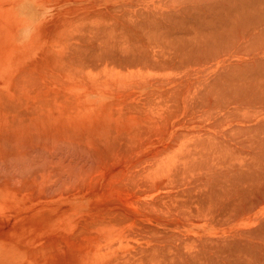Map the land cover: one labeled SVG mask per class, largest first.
Here are the masks:
<instances>
[{
    "label": "bare ground",
    "instance_id": "1",
    "mask_svg": "<svg viewBox=\"0 0 264 264\" xmlns=\"http://www.w3.org/2000/svg\"><path fill=\"white\" fill-rule=\"evenodd\" d=\"M76 1L90 3L64 12L69 18L57 15L51 27L41 8L49 1L0 0V30L14 27L15 34L8 58L0 61V95L18 88L20 77L37 73L40 79L32 87L36 99L20 109L22 119L17 118L22 137L34 147L29 145L27 152L25 141L22 151L18 139L5 138L4 127L20 124H8L0 115V169H17L26 152V162L32 153H45L43 159L65 170L61 179L72 180L71 187L62 188L64 195H76L75 189L85 187L82 176L89 177L91 157L101 161L107 153L117 156L111 158L114 166L109 156L104 160L113 182L104 187L112 186L121 196L110 189L118 199L103 198L104 203L91 206L94 213L81 223L87 235L71 238L75 244L69 237L63 249L54 241L57 248L61 245L54 247L59 258L45 261L43 255L36 263L264 264V0ZM64 76L66 84L60 79ZM56 82L74 92L80 107L61 106L62 100L54 105L50 97ZM103 97L109 101L92 103ZM164 108L171 110L174 121L153 143H164L156 151L165 154L156 166L163 171L136 172L133 162V173L124 174L127 162L122 160L132 159L128 153L136 142L127 139L125 129L134 126L135 134L140 133L143 119ZM108 115L117 116L116 133L105 132L101 120ZM34 159L41 163L33 166L49 169L36 154ZM116 162L122 169L112 174ZM33 166H25L18 177L30 169L34 174ZM100 166L96 173L92 167V176L99 178L91 176L93 180H100ZM49 172L37 180L45 177L39 181L46 184ZM54 176L49 180L61 183ZM95 181L89 184L92 190L98 188ZM42 185L39 191L48 183ZM33 186L28 191L37 190Z\"/></svg>",
    "mask_w": 264,
    "mask_h": 264
},
{
    "label": "rangeland",
    "instance_id": "2",
    "mask_svg": "<svg viewBox=\"0 0 264 264\" xmlns=\"http://www.w3.org/2000/svg\"><path fill=\"white\" fill-rule=\"evenodd\" d=\"M47 1H49L50 3L46 4L45 6H43L41 8L43 9V12H44V15H43L44 18H46V21L48 22V24L51 27H53L55 19L57 18V15H60L62 17L61 19L69 18L70 16L64 15V12H70L71 9L81 8V7H84L90 3V1H88V3H86V2L76 1V0H47ZM3 8H4V6L0 7V10H2ZM60 12H62V14H58ZM13 28L14 27L9 28L7 26L6 29L0 30V61L6 60L8 58V53L10 52V49L12 48L13 38L15 35L14 31L12 30ZM152 73H150L152 76L159 75V73H156V72H152ZM17 77H19V76H17ZM60 77H54V78H60ZM54 78H52V79H54ZM213 78H215V77H213ZM20 79L19 80L17 79V81H16L18 88H16L15 90L12 89L10 91H7V90L2 91L3 94L0 95V108H3V113H0V115L5 116V118L3 120H7L8 124H20V127H18V128L12 127L13 129H11V127H10V129H6V127H4L5 132H3V131L2 132H3V135L5 136V138L18 139L17 144H19L20 149L22 151H24L23 150L24 146L26 147V145H27V147L25 148V150H27L29 145H30L29 146V148H30V147H34V144L31 146V144L33 142L32 143L28 142L29 140L27 141L26 138L22 137L24 134L23 129L21 127L22 123H20V121L17 118L20 117V119H22L20 109H22L23 107H26L27 103L31 99H36L35 95L37 93H35V91H33V89H35V88H32V87L34 84L39 82L40 79H39V75L37 73H30L26 77V79H23V77H20ZM60 79H63V80H61L62 83H64L63 81H66L68 83L67 77L64 76ZM25 83H28V85H29V87L27 89H24L22 87V85ZM64 84H66V83H64ZM54 85L55 86L52 89L53 95H52V97H50V100L55 102L54 105L58 106V103L62 100L61 106H63L65 104V106H79L80 107L79 98L78 99L75 98L74 92L72 90H69V89L64 90L62 87L59 88L58 86H56V85H60L59 82H56V84H54ZM83 92L85 94H87L86 90H84ZM70 96H73L72 99L69 98ZM65 99H67V103L65 102ZM96 100L98 102H100V103H97V105L102 104L103 101H106V100L109 101V99H105L103 97V98L94 99L92 101V103H95ZM16 108H18L19 110L15 111L14 109H16ZM169 112H171V110L164 108V110L162 112L158 110L155 113H153L155 115L150 114L148 118L143 119L144 124H142V127H144V128L138 134H135L136 127H134V126H128L125 129V131H127L125 133V136H128L127 139H133L132 141L136 140V142L134 144H132L131 150H129L130 152L128 153L129 155H131L132 159L131 158H126V159L122 158L123 159L122 162H127L125 169H124L125 170L124 174L125 173L127 174V173L133 171L130 168H132V166L134 167V163H135L134 168H136V166H137V169L133 168L134 171H136V172L138 170H140V171H143L145 174H147L150 171H152L153 169H156L159 172L163 171L162 166H158V169L156 168V166H157V163H158V165H161L160 160L165 157V154L164 153L163 154H157L156 151L158 149L162 150L164 143H162L161 146H159V145L157 146L153 143L155 141H157V139L159 137L162 136V133L166 130L167 125L170 122H171L170 124H172V122L174 121L173 117H171L172 119L170 118ZM159 113H162V116ZM116 117H117L116 115L115 116L114 115H108L107 117H104L103 120H101L103 127H105V129H106L105 132H110L112 134L116 133L115 132L116 128H115L114 123H113L114 122L113 120H115ZM181 117L182 116H180L179 118L181 119ZM171 120H173V121H171ZM183 120L184 119L182 118L181 122H183ZM153 122H158V123L162 124L161 125L162 127L157 126V125L151 126V124ZM127 123H130V122H127ZM86 124L88 126H90L92 123L89 121H86ZM143 125H147V126H143ZM193 127L194 126L189 127L188 130L192 131ZM88 128H91V127H87L85 129L89 130ZM94 130L97 131L98 127ZM198 131H200V130H198V128H197L196 132H198ZM133 132H134V134H133ZM220 132H221V130L216 131V133L218 135ZM216 133H215V136H217ZM194 135H196V134H194ZM17 137H20V138H17ZM24 137H26V136H24ZM23 139H25V140L22 141ZM25 141H27L28 144ZM23 142H25L26 145H23ZM29 143H31V144H29ZM165 146H166V143H165ZM29 148H28V150L30 151L31 149H29ZM28 150H27V152H29ZM27 152H26V154L29 155V153H27ZM20 153H22V152H20ZM30 153H32V152H30ZM23 154H24V152L22 153V155ZM26 154H24L23 158H26V156H25ZM35 154H36V158L38 156L40 157V159H43L42 157H45V156H42V154H45V153H40V155H39L38 152L30 154V156H33L32 158L34 159ZM49 154H48V157L51 156V155L49 156ZM110 154H111V157H110ZM55 155H57V154H55ZM20 156H21V154H20ZM57 156H59V155H57ZM108 156H109L110 160L108 158H106ZM94 157H95L94 159H93V157H91V158L93 160H96V165H94L95 161H93L92 159L90 160L91 162L90 161L89 162H90V164H93L95 173L97 171V170H95V168L98 169L97 166L99 167L101 165L104 167V170H103L104 172H102L101 168H103V167H101V166L99 169L100 172H99V170L97 172L98 176L100 174V176H99V177H101L100 180L95 179L97 181L96 182L95 180H93L91 178L92 174L93 175H95V174H94V171L92 170L93 166L89 168V163L87 164L88 167H86L87 172H88L87 174L89 175V177L86 178L85 176H82V180L87 179L90 181L92 179L89 184L91 185L92 181H95V184L97 183L95 186H97L98 188L94 187V189L92 190V186H90L88 184L89 181L87 182V180H86V183L84 181V183L82 184V180L80 179L81 185L85 186L84 187L85 189L81 188L83 190V193H82L81 189L76 187L77 189H75V191L77 193H79V194L76 193V195L73 193L64 195L62 188L63 189L66 188V185L68 187H71V184L69 186V182H72V180L67 179L68 183H65V181L62 180L63 179V173L65 172V170L61 169V171H60V168L58 166L56 168V165H58V164L53 165V164L49 163L50 160L47 157H46V160H45V158L43 159L46 162H44L42 160L43 161L42 164L43 165L45 163H47L45 165L49 164V166L52 167L51 168L52 173H51V170H49L50 167L48 170H46L48 168V166L47 167L45 166L44 167L45 169L41 168L43 170L38 168L39 166H41V164L40 165L35 164L37 167L33 166L35 162L41 163L40 160H39V162H37V160L39 158L36 161H33V159H30L29 162H26L27 158L25 160L22 158V156L20 157V160L22 159L21 162L25 160V162L24 163L20 162V166H18L17 169L14 167L15 169L11 170L9 173H7V171L4 172L3 170L0 169V190H1L0 191L1 192L0 193V264H26V263L27 264H35L36 262L38 263L40 261L39 259H41L43 257V255H44L43 260L46 259L47 261H52V260L54 261L57 258H59V256H60L59 250H57L55 252L56 249H54V247H56V246L54 244L56 242H54V241L59 240V243L63 244L62 245L63 246L62 249H63L64 246L65 247L67 246V244L65 242L68 243L69 240L72 241L71 238H74V237L77 238L80 236L84 237L85 235H87L88 231L84 232V228H83L84 224L82 225L81 223H83V222L85 223V221H86L85 218H87L88 214L92 215L94 213V209L92 208L93 204L94 203L95 204L104 203L106 200L103 198L109 197L110 199H115L117 197L116 195L112 194V193L117 194V191L115 192V189L112 188V186H110L113 182H112V180L109 181V179H108L109 177H108V174L105 172L106 170H105V165H104L105 164L104 160L107 159V160H109L108 162L114 166L113 163L115 161H113V159L114 160H115V158L117 159V156H115L113 153H107L106 155L101 156L102 159H104L101 161H98L99 159L97 158L98 157L97 155L96 156L94 155ZM113 157H115V158H113ZM121 157H123V156H121ZM99 158H100V156H99ZM111 158H113V159H111ZM147 158H148V160H147ZM62 161H60V162H62ZM117 163L118 162H116L117 168L114 167V172L112 174H114L118 169L119 170L122 169V166L120 165L121 168H119L118 167L119 164H117ZM31 165L34 167L32 170H34L36 168L34 170V174H33V171L31 172V169H30L31 174H30V172L26 173L28 171H25L24 175L21 172V174L25 177H22V178H21V176L18 177V175L20 174V172H19L20 170H22L24 172V169L27 167V169H25V170H28V167ZM51 165H53V166H51ZM2 171L4 173L3 175L1 173ZM44 171H45V173H44ZM55 171H57V172L63 171V172L57 173ZM42 172L44 174L49 172L51 175L50 176L51 179L53 178L52 177L53 175L57 174V177L54 176V179H56V178L61 179L62 178L60 180L61 183H59V181L55 182L56 180L50 181L51 179L49 180L50 177H48L46 180V184L43 181H42V183L44 186L45 185L47 186V183H48L49 187L48 186H47L48 188L43 187L42 183H40V181H41L40 179L42 177H38L40 181L37 180V176L41 175ZM120 173H121V171H120ZM26 174H29V176L30 175L31 176L27 177V179H26ZM32 174H33V176L35 175L34 178H36V180H37V182H36L35 179H33L34 182H36L35 184H33V181H31L32 179H30L31 177L33 178ZM58 175H60L61 177ZM45 176L47 177V175H45ZM109 176L111 177L112 175H109ZM44 178L45 177H43L42 179H44ZM93 178H98V177L94 176ZM19 179H21V184H23V182L26 183L25 179L28 180L26 183L28 186L27 190H25V187H26L25 185L20 186ZM106 179H108L107 180L108 182L106 181ZM64 180H66V179L64 178ZM75 181H74V183H75ZM3 182H4V184H3ZM18 182H19V185H18ZM28 182H29L30 186H33V185L36 186V184L38 183V185L36 186L37 190H35V191L33 190L36 193H34L33 191H28V190H31V188H29ZM105 182L110 184V185L105 184V186L107 188L104 187ZM110 182H112V183H110ZM39 183L42 185L41 187H43L42 190L43 189L45 190L47 188V190H46L47 192L42 191L41 189H40L41 191H39V189H38L39 185H40ZM74 183H72L73 184L72 186H77V185H74ZM75 184H77V181ZM92 185H94V184H92ZM102 185H103V189H102ZM139 185H141V184H139ZM35 186H33L32 189H34ZM86 186H89V187H86ZM108 186H110V187H108ZM50 187H53V188H50ZM141 187L143 188V186H141ZM20 188H21V191H20ZM22 188H23V190H22ZM56 188L57 189L61 188V190H62L61 192H63V193L58 191ZM72 188H74V187H72ZM105 188H106V190H108V192L107 191L104 192ZM87 189H89V190H87ZM90 189L92 191H90ZM110 189H113L114 191L111 193V192H109ZM94 190H96V191H94ZM138 190H136V191H138ZM51 191L55 195H53L51 193ZM57 191H58V194L55 193ZM100 192L104 193V194H101ZM50 193H51V195H50L51 197L48 196ZM119 193L120 192H118V194ZM27 194H29L30 197H32L33 194L34 195L36 194L37 197H35L36 199L34 198V200H33V198L30 199V197ZM42 194L43 195L48 194L46 197H49V198H44L45 196H42ZM111 195H113V196H111ZM39 196H41V197H39ZM52 196H54V197H52ZM120 196H121V193H120V195H118V197H120ZM52 198H54V199H52ZM47 199H49V200H47ZM117 199L118 198H116L115 200H117ZM28 202L30 204H27ZM135 208L136 207L131 208V209L134 210ZM87 210H89V211H87ZM135 211H137V212L140 211V213L144 212L143 210L138 211V209H135ZM103 216H105V215H103ZM78 219H79V221H78ZM52 230H54V231H52ZM89 230H95V228L89 229ZM92 232H94V231H92ZM92 232L90 233V231H89L88 234H92ZM69 237H70V239L68 240ZM73 243L75 244L76 241L74 240ZM60 247H61V245H60ZM60 247L58 246L59 249H61ZM51 249H52V251L54 250L52 252L53 254H49L51 252H48V250L51 251ZM46 252H48V253H46ZM45 254H46V257H45Z\"/></svg>",
    "mask_w": 264,
    "mask_h": 264
}]
</instances>
